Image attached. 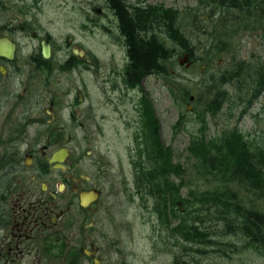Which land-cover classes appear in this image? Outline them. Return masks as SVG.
<instances>
[{
  "label": "flooded vegetation",
  "instance_id": "af4514ba",
  "mask_svg": "<svg viewBox=\"0 0 264 264\" xmlns=\"http://www.w3.org/2000/svg\"><path fill=\"white\" fill-rule=\"evenodd\" d=\"M11 2L0 0V264H156L163 241H154L155 219L148 257L139 260L119 193L96 154L103 120L94 119L92 98L76 87L77 75L94 60L87 49L72 42L60 46L40 29L28 28L25 41L21 30L29 22L17 23L42 14V3L79 2L77 13L95 25L98 19L130 56L118 8L137 29L143 14H156L155 1ZM90 130L99 131L95 139ZM61 149L67 150L63 160H54ZM142 205L156 213L155 204Z\"/></svg>",
  "mask_w": 264,
  "mask_h": 264
},
{
  "label": "rangeland",
  "instance_id": "374dc122",
  "mask_svg": "<svg viewBox=\"0 0 264 264\" xmlns=\"http://www.w3.org/2000/svg\"><path fill=\"white\" fill-rule=\"evenodd\" d=\"M94 1L95 4L101 2ZM154 1L180 11V28L186 31L193 43L199 40L203 43L211 40L213 43L216 35L223 39V45L229 49V54L223 53L216 58V54L209 52L205 58L208 68L203 69L206 65L203 61L191 63L188 57L186 62L187 57L182 49L168 42V48L176 49L172 59L166 63L168 73L149 76L140 83L139 88H132L126 81L128 56L122 44L118 43L116 35L108 34L99 25L98 19L95 25L77 13L76 9L81 3H42L43 13L39 16L17 19L13 15L12 18L17 19V23L29 22L21 30L23 33L20 37L25 41L28 40L26 30L36 28L42 30L43 34H49L60 46L72 42L88 50V55L94 60V67L89 66L83 75H77L76 87H83L92 98L94 119L103 120L104 134L100 137V146H96L95 150L97 157L102 160L105 176H108L110 183L115 184L119 193L123 219L129 225V234L134 240L133 250L139 260L147 259L151 246L148 236L155 219L157 231L154 241L157 243L161 238L169 244L168 248L163 247L162 254L157 253L156 264H173L174 257L180 252L172 232L170 228L164 227L157 213L148 212L143 207L142 201L148 205L150 197L143 200L136 186L135 161L140 160L141 156L135 134H138L142 125L141 100L143 98L151 104L160 123L163 142L173 148L175 161L183 167L181 176L176 179L181 183L182 197L189 198L191 190L217 192L225 189L221 182L210 176L207 170L204 171L190 155L188 148L193 139L201 134L205 133L212 139L232 129L243 132L253 149L257 150L258 145L264 146V93L256 99L250 95V84L254 80L242 78L241 81L227 83L225 89L228 95L219 111L214 114L205 111L206 106L216 104L212 100L218 85L210 87L213 81H207L211 77L210 69L214 67L215 60L222 59L214 68L216 72L225 71L230 68L231 63H234V67L244 59L251 64L264 62V25L246 21L237 12H227L232 14L222 18L220 28H216L214 18L223 17L226 13L217 7L204 9L200 0ZM10 4L18 5L16 0H12ZM99 11L105 9L100 8ZM205 19L207 22L202 28V20ZM103 23L106 24V20ZM230 33L234 34L233 40L228 38ZM189 63L191 64L188 65ZM192 95L195 100H190ZM187 106H193L196 112H189ZM88 117L91 120V116ZM90 131L95 139L99 131ZM87 148L85 144L79 147L84 151ZM261 149L264 150V147ZM227 187L236 188L242 204L251 205L255 199L236 185ZM114 199H117L116 192ZM256 208L264 210V205L258 200ZM209 217L221 231L224 224L220 221L219 213L212 211ZM226 239L231 240L229 243L244 246V239L236 236ZM128 250L127 241H124L123 254ZM217 264H264V253L255 254L247 250L229 259L219 260Z\"/></svg>",
  "mask_w": 264,
  "mask_h": 264
},
{
  "label": "trees",
  "instance_id": "16d2710c",
  "mask_svg": "<svg viewBox=\"0 0 264 264\" xmlns=\"http://www.w3.org/2000/svg\"><path fill=\"white\" fill-rule=\"evenodd\" d=\"M206 4V3H205ZM218 5L219 3H212ZM224 7L237 9L240 18L246 21L264 25V0H249L245 2H235L233 0L227 3H220ZM157 10L156 14H143L136 26L128 18L123 8H118V14L121 19V27L128 38L131 63L129 65L128 75L132 78L137 74V79L151 73H168L166 62L171 59L172 53L159 39V35L148 36L152 34V28L166 29L169 38L174 44L185 51L191 53L197 60V43H193L189 35L184 33L179 26V14L176 10ZM231 39V36L228 35ZM216 44L210 52L220 56L224 48L223 39L215 35ZM250 65H238L234 71L220 79V87L215 94V100L221 101L225 96L224 85L230 82V79H239L240 72L249 75ZM252 74L259 75L252 87L253 97H257L264 88V64H258L252 71ZM237 75V76H236ZM226 80V81H225ZM140 81V80H139ZM216 109L213 110V113ZM142 136L144 142L139 143L138 149L141 156L140 160L135 161L137 179H142L145 183L141 186L148 188L156 198L157 202L170 203L171 210L177 215V202L181 201L188 206V225L187 232H183L187 242H201L203 248H196L197 251H208L204 244L222 245V242H216L207 238V232L200 229L199 220H203L205 213H210L215 207L220 213V217L228 222L231 234L242 236L245 239L246 248L258 249L264 251V212L258 208L249 209L241 206L237 200V194L234 191L225 188L220 192H197L190 191L189 198H183L181 195V183L177 182V177L181 176L182 165L175 161V153L171 146H166L159 135V123L154 115V109L150 104L143 108L142 116ZM189 153L195 158L200 166L208 173L218 174L219 180L224 183L230 182L244 188L252 193L264 203V150L261 148L253 149L242 132L238 130L229 131L224 136L209 139L207 135L201 134L193 139L189 145ZM171 178V182H170ZM153 187L154 192L151 191ZM199 219V220H198ZM197 220V221H196ZM214 247V246H213ZM190 250L194 248L189 247ZM217 252L225 255L228 251L219 247L214 248ZM188 250V253L191 252ZM230 251H238L232 247ZM190 257L193 254H189ZM190 264H202L199 259H195Z\"/></svg>",
  "mask_w": 264,
  "mask_h": 264
},
{
  "label": "water",
  "instance_id": "95a60500",
  "mask_svg": "<svg viewBox=\"0 0 264 264\" xmlns=\"http://www.w3.org/2000/svg\"><path fill=\"white\" fill-rule=\"evenodd\" d=\"M62 153H63V152H61L59 155H57V157H58V158H61V156H62Z\"/></svg>",
  "mask_w": 264,
  "mask_h": 264
},
{
  "label": "bare ground",
  "instance_id": "6f19581e",
  "mask_svg": "<svg viewBox=\"0 0 264 264\" xmlns=\"http://www.w3.org/2000/svg\"><path fill=\"white\" fill-rule=\"evenodd\" d=\"M237 76V75H236Z\"/></svg>",
  "mask_w": 264,
  "mask_h": 264
}]
</instances>
